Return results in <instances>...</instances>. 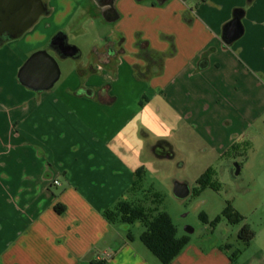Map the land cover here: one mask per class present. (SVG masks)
<instances>
[{"label":"crops","instance_id":"0c3cea01","mask_svg":"<svg viewBox=\"0 0 264 264\" xmlns=\"http://www.w3.org/2000/svg\"><path fill=\"white\" fill-rule=\"evenodd\" d=\"M53 1L20 36L0 40V264H162L103 216L132 190L145 150L163 142L151 143L160 137L151 121L194 125L218 156L246 140L260 190L233 207L254 232L248 243L189 242L170 264H264V0H116V31L92 41L85 62L66 29L109 14L94 0L98 8ZM237 8L242 33L229 42ZM54 37L80 54L63 56ZM40 50L76 59L46 90L19 75Z\"/></svg>","mask_w":264,"mask_h":264},{"label":"rangeland","instance_id":"374dc122","mask_svg":"<svg viewBox=\"0 0 264 264\" xmlns=\"http://www.w3.org/2000/svg\"><path fill=\"white\" fill-rule=\"evenodd\" d=\"M77 5V8H98L92 0H78ZM81 19V23L78 22L80 32L76 31L73 23L66 31L70 42L80 48V58L85 62L91 55L92 41L100 44L105 38H111L116 31L117 21H106L102 13H88ZM57 61L60 71L65 73L76 59ZM148 124L156 132L153 134L161 137L153 138L150 135L151 143L155 145V139H163L162 143L168 145L173 155L159 157L152 152L153 148L146 149V164L136 186L120 199L141 204L148 211L156 209L166 212L176 227L177 235H187L190 243L220 240L230 243L232 249L238 247L241 240L236 233L242 223H230L221 213L227 202L239 209L248 207L252 198L260 192L256 186L257 171L245 162L252 149L251 145L242 140L235 149L218 156L194 133V125L181 121L175 129L168 124L161 125L153 121ZM256 150L263 151L264 148ZM237 166L239 173L235 174ZM201 177L205 178L202 188L198 183ZM175 182L187 183L189 195L184 198L175 196ZM217 216L220 219L215 223L213 220ZM114 224L122 238L130 235L133 242L145 248L140 240L144 230L141 220L126 225L120 219H115Z\"/></svg>","mask_w":264,"mask_h":264},{"label":"trees","instance_id":"16d2710c","mask_svg":"<svg viewBox=\"0 0 264 264\" xmlns=\"http://www.w3.org/2000/svg\"><path fill=\"white\" fill-rule=\"evenodd\" d=\"M241 13L242 9H235L234 18L239 19ZM8 37L0 36V40ZM56 38L57 37H54L52 43L56 40ZM137 46L142 57H144L147 61L153 60L147 40L138 38ZM98 56L101 58L103 55L98 54ZM103 89H107V87H104ZM112 100L113 98H107V101ZM142 169L143 168H140L136 171V180L134 181L132 189L136 186ZM204 182L205 178L201 177L198 181L201 188L204 186ZM55 209L56 211L61 212V208L55 206ZM221 215L230 223H239L243 220V216L235 210L229 202L226 203ZM103 216L108 222H114L115 219H120L121 222L126 225L131 224L135 220H141L144 230L140 236V240L162 264H170L189 243V237L187 235H177L176 227L166 212L157 211L156 209L148 211V209L141 204L120 199L110 208L104 210ZM219 219L220 217L217 216L214 218L213 222L216 223ZM253 236L254 232L246 225H243L238 231V238L244 244L248 243ZM128 238L131 239L130 235H128ZM231 258H233V256ZM93 264H103V262L93 261Z\"/></svg>","mask_w":264,"mask_h":264},{"label":"water","instance_id":"95a60500","mask_svg":"<svg viewBox=\"0 0 264 264\" xmlns=\"http://www.w3.org/2000/svg\"><path fill=\"white\" fill-rule=\"evenodd\" d=\"M95 3L105 9L106 14L110 12L108 21L117 18V14L114 10V3L116 0H94ZM10 6L13 4V0H9ZM24 14H21L19 26L20 31L17 33L20 36L44 13V7L41 0H33L31 8L25 9ZM106 16V15H104ZM19 18V17H18ZM107 18V17H106ZM242 33V26L238 18H233L229 21L224 29V35L227 41H233L237 39ZM58 44V45H57ZM54 47H57L60 53L65 57H77L80 51L77 47L68 44H60V40H56L52 43ZM20 80L29 88L34 90H46L51 88L58 80L60 75V69L58 63L53 55L46 50H40L33 53L24 63L19 72ZM153 152L159 157H172L173 152L166 150L160 145L153 147ZM235 174L239 173V167L235 169ZM173 192L175 196L184 198L189 195L190 189L187 183L175 182L173 185Z\"/></svg>","mask_w":264,"mask_h":264},{"label":"flooded vegetation","instance_id":"af4514ba","mask_svg":"<svg viewBox=\"0 0 264 264\" xmlns=\"http://www.w3.org/2000/svg\"><path fill=\"white\" fill-rule=\"evenodd\" d=\"M33 0H13L12 6H10L9 0H0V36L8 37L15 35L20 31L21 14H24V10L31 8ZM44 7L46 8V0H41ZM110 15V12H107ZM19 17V18H18ZM159 145L164 147L166 150L169 149L168 145L158 142Z\"/></svg>","mask_w":264,"mask_h":264},{"label":"built area","instance_id":"2783aa9c","mask_svg":"<svg viewBox=\"0 0 264 264\" xmlns=\"http://www.w3.org/2000/svg\"><path fill=\"white\" fill-rule=\"evenodd\" d=\"M53 183H54L55 185H58V184H59V181H58V180H54Z\"/></svg>","mask_w":264,"mask_h":264}]
</instances>
